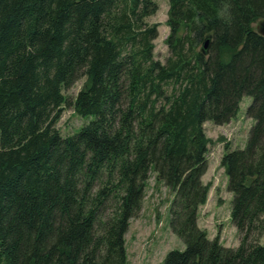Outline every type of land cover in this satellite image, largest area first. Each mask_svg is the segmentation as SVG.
<instances>
[{
  "label": "trees",
  "instance_id": "trees-1",
  "mask_svg": "<svg viewBox=\"0 0 264 264\" xmlns=\"http://www.w3.org/2000/svg\"><path fill=\"white\" fill-rule=\"evenodd\" d=\"M154 0H0V264H128L125 235L151 172L175 192L170 226L186 244L160 264H264V0H169V55L156 59ZM209 40L208 48L204 43ZM93 116L56 124L64 89ZM254 124L225 144L236 247L199 210L211 142L204 124Z\"/></svg>",
  "mask_w": 264,
  "mask_h": 264
},
{
  "label": "rangeland",
  "instance_id": "rangeland-1",
  "mask_svg": "<svg viewBox=\"0 0 264 264\" xmlns=\"http://www.w3.org/2000/svg\"><path fill=\"white\" fill-rule=\"evenodd\" d=\"M158 10L147 18L149 23H158L159 35L155 39L154 55L163 63L169 55L166 38L170 33L167 25L169 0H154ZM260 20L253 25L257 30ZM85 78L79 79L69 88L64 89L69 103L63 105L60 119L56 126L62 135L76 134L82 125L92 120L93 116H80L74 109L73 102L82 88ZM252 102L251 96H244L236 117L229 123L218 125L212 121L204 124L205 132L211 142L207 153L208 168L203 175V182L210 184L208 199L199 210V226L208 231L209 237H220L225 246L236 247L240 243L239 233L231 219L233 192L228 189V175L221 165L226 151L230 148L246 145L254 119L246 114ZM175 192L162 182L156 181V174L151 172L145 197L140 211L130 219V226L125 235L128 264H160L172 249L183 250L185 242L173 232L170 226V206ZM264 244V236L261 239Z\"/></svg>",
  "mask_w": 264,
  "mask_h": 264
},
{
  "label": "water",
  "instance_id": "water-1",
  "mask_svg": "<svg viewBox=\"0 0 264 264\" xmlns=\"http://www.w3.org/2000/svg\"><path fill=\"white\" fill-rule=\"evenodd\" d=\"M257 31L264 35V19L260 20ZM209 40H206L204 43V48H208L209 46Z\"/></svg>",
  "mask_w": 264,
  "mask_h": 264
}]
</instances>
